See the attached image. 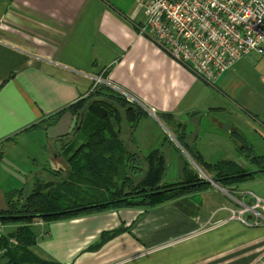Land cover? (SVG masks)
Masks as SVG:
<instances>
[{"label":"crops","instance_id":"1","mask_svg":"<svg viewBox=\"0 0 264 264\" xmlns=\"http://www.w3.org/2000/svg\"><path fill=\"white\" fill-rule=\"evenodd\" d=\"M143 22L135 0H0V145L5 147L0 162L7 159L20 173L18 158L25 145L31 147L29 139L40 133L45 145L57 140L44 134L60 119L46 130L25 129L81 99L98 77L154 118L134 133L140 152L155 148L159 138L165 152L164 145H172L170 133L178 135L186 125L187 133L196 130V148L209 165L247 162L237 152L235 132L257 154V139L264 141V54L252 52L208 82L141 34ZM161 114L173 115L180 126L167 128L158 120ZM147 124L156 139L140 132ZM46 149L40 151L43 162L62 166ZM251 194L264 200V177L150 209L118 207L34 220L35 241L28 249L59 264H264V224H218L232 210L251 209ZM206 227L213 230L200 234ZM117 229L113 237L103 236ZM193 231L199 232L178 240Z\"/></svg>","mask_w":264,"mask_h":264},{"label":"trees","instance_id":"2","mask_svg":"<svg viewBox=\"0 0 264 264\" xmlns=\"http://www.w3.org/2000/svg\"><path fill=\"white\" fill-rule=\"evenodd\" d=\"M65 111L72 125L70 131L57 136L62 145L55 154L67 171H50L49 178L42 179L28 196L22 188L0 192L4 204L0 206V224H24L10 233H0V264H58L44 261L28 249L35 241L28 226L34 220L50 221L118 207L150 209L180 197L198 196L212 187L196 173L185 171L183 163L180 180L174 184L165 182V152L158 148L141 153L135 147L134 131L146 112L108 86L96 85L65 110L33 126L46 130ZM169 116L161 114L159 118L166 121ZM233 136L240 142L237 152L243 153L252 167L243 168L232 160L208 166L205 172L225 189L264 177V155L256 154L237 132ZM177 142L191 159L201 163L196 136L181 133ZM119 231L103 236L110 238Z\"/></svg>","mask_w":264,"mask_h":264},{"label":"built area","instance_id":"3","mask_svg":"<svg viewBox=\"0 0 264 264\" xmlns=\"http://www.w3.org/2000/svg\"><path fill=\"white\" fill-rule=\"evenodd\" d=\"M135 1L144 15L141 34L208 82L242 57L264 54V0Z\"/></svg>","mask_w":264,"mask_h":264},{"label":"rangeland","instance_id":"4","mask_svg":"<svg viewBox=\"0 0 264 264\" xmlns=\"http://www.w3.org/2000/svg\"><path fill=\"white\" fill-rule=\"evenodd\" d=\"M96 79H98V82L94 83V86L98 85V84H101L99 82V81H101V77H98ZM91 90H92V87H91ZM146 115L147 116L142 117L140 119V122L138 123L137 127L135 128L134 133L138 129L140 123L145 121V119H150V118L154 119V118L150 117L147 114V112H146ZM158 120L161 123H163L167 128H171L170 125H172L174 129H175V127H177V125H178V127L180 126L179 124H177L178 121L175 120V117L173 115L169 116V118H167L166 121H161L160 118H158ZM204 122H205V120L203 121V123ZM71 125H72V123L70 122L69 113L66 112V114L63 117L60 118V122L56 125V128L54 130L50 131V133L48 131H46L44 135H46L48 137L49 136L50 137H55L56 135L58 136L60 134H64V133L70 131ZM153 125H155V124H153ZM150 127L151 126H149L147 124V125H145L142 128V130L140 132H142L144 136H151V135L154 136L153 133L151 132V130L153 128H150ZM35 129L38 130V128H36L34 126H30L27 129H25V130L26 131H33ZM40 130H43V129H39V131ZM186 131H187L186 125H183V126L181 125L180 126V131L178 130V132H179L178 134L186 133L188 136H191V137H194L195 134H196V132H195L196 130H193V132H188V133ZM173 132H175V130ZM170 134H171V137H172V140H173L172 141V145H171L170 142H167L166 145H164V147H163V149L165 150V159H166V166H167L166 167L165 176H164L165 177L164 181L167 182V183H173V184L177 183L180 180V177H181V174H182V171H181L182 163L184 165L185 171L189 170V171H191L193 173H196L199 176V178H201V180H205L206 181L208 178L212 180V175L210 173L206 174L207 172H205L207 169H209L208 166H211V165L207 164L206 162H203L202 159L200 160L201 163H199V162L196 163L193 159H191L188 156V154L183 150L181 145H179V143L177 142V134L176 133H170ZM39 135L40 136L37 137V138L29 139V144L31 145V147H28V146L25 145L24 149L26 150V153L25 154L21 153V155H19L18 164L21 167V170H19L20 173H18L14 169H11L10 167H8L7 163L9 161L7 159H5L4 162H0V192L2 194L5 193V192L7 193L8 191L9 192L13 191L14 189L22 188V189H24L26 196H28L27 194L29 192H31V190L34 187H37L38 183L43 182L42 179L46 180L47 177L49 178V173H51L50 171H53V170H57L59 172H61L60 170L67 171V168H65L64 163H61L62 166H59L56 163L55 164H49V163H47V160L45 162H43V160L46 157V155L44 154L45 153V148H47L46 151H50L51 153H53V152H55V150H58V149L61 148L62 143L60 141H58V140H55V141H52L50 144L47 143L45 145V144H43V142H44L43 141V135L40 134V133H39ZM197 137L198 136L196 134V139H197ZM45 139H46V137H45ZM49 139L50 138H48V140ZM154 139H156V137ZM187 141H190V140L187 139ZM155 142L156 141L154 140V144H155ZM158 142L159 143L156 145L155 148H146L145 149L146 152H141V153H147V152H150V151H152L154 149L157 150L158 147L161 144L160 138H159ZM42 147H43V151H44L43 154L40 153V151L42 150ZM36 148H37V153H34ZM255 149L257 150V154H259V155H263L264 154V141L262 140V138H258L257 139ZM4 151H5V147L3 145H0V159H2V157L4 156V153H5ZM56 156H57V154H56ZM31 158H34V159H31ZM59 160H60V158H59ZM239 165L241 167H243V168H251L252 167L251 164L248 163V160H247V162L243 161V165H241V164H239ZM27 167H28V169L29 168L30 169L27 170ZM24 168H26V169L24 170ZM63 168H65V169H63ZM27 171H30L29 174H28ZM254 172H260V170L259 171H254ZM205 175L207 177H205ZM257 178H260V176H257V177H255L253 179L248 180V181H252V180H255ZM11 183H13L14 185H11ZM215 184L216 185L212 184L211 188H213L214 186L223 188V187L219 186L217 183H215ZM46 185H48V184H45V186ZM45 186H44L43 190H46ZM70 186H71V188H73L72 187L73 185H70ZM226 188H230V186L226 187ZM2 190H4V191H2ZM2 194L0 196V206L1 207L4 205L2 203V200H3ZM251 195L254 197V202L257 203L256 207H255V203H254V206H253L254 207V212L253 211H249L250 209H247L245 211H244V209H241L239 211L232 210V212L229 214L228 219H226L225 221H219V223H218L219 226L220 225H224L226 222H228V224L229 223H237V224H239L241 226H246V227H257V226H260V225L264 224V216L262 215L264 213V200L259 199L254 194H251ZM257 200L259 202H257ZM256 209H260L261 210L260 213H258L256 211ZM247 211H249L250 214L253 215L254 217L253 218H248L247 215H246ZM253 213H255V214H253ZM243 221H245L247 223H250L251 225H245ZM32 222L28 224L29 227H31ZM11 225H13V224H9L8 226H11ZM19 226H24V224L23 225H21V224L18 225L17 224L14 227H8V228H7V225L0 224V233L5 234V233H7V231L16 230V229H18ZM211 229H212V227L211 228L206 227V228L200 230V232L199 231H193L190 234H188L187 236L185 235V236L179 238L178 240L179 241L187 240L189 238L194 237L196 234H198V232L200 234H202L205 231H209ZM13 243H15V242L13 241ZM2 253H3V251H0V255ZM1 262H3V261L1 260L0 263Z\"/></svg>","mask_w":264,"mask_h":264},{"label":"water","instance_id":"5","mask_svg":"<svg viewBox=\"0 0 264 264\" xmlns=\"http://www.w3.org/2000/svg\"><path fill=\"white\" fill-rule=\"evenodd\" d=\"M205 177H207V176L205 175ZM207 181L211 182L213 185H216L215 182L209 178L207 179Z\"/></svg>","mask_w":264,"mask_h":264}]
</instances>
